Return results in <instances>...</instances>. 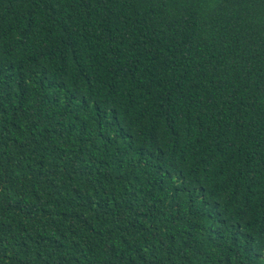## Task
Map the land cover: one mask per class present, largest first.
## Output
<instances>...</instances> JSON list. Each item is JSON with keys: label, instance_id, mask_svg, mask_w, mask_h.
I'll use <instances>...</instances> for the list:
<instances>
[{"label": "trees", "instance_id": "trees-1", "mask_svg": "<svg viewBox=\"0 0 264 264\" xmlns=\"http://www.w3.org/2000/svg\"><path fill=\"white\" fill-rule=\"evenodd\" d=\"M0 264H264V0H0Z\"/></svg>", "mask_w": 264, "mask_h": 264}]
</instances>
